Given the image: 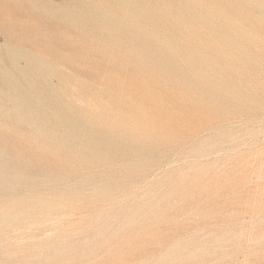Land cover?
Instances as JSON below:
<instances>
[{"label": "rangeland", "instance_id": "1", "mask_svg": "<svg viewBox=\"0 0 264 264\" xmlns=\"http://www.w3.org/2000/svg\"><path fill=\"white\" fill-rule=\"evenodd\" d=\"M192 1L249 34L237 40L258 64L238 53L233 60L248 111L212 107L164 64L127 61L101 37L119 33L91 20L97 10L121 23L124 10L141 4L152 35L166 25L215 49L167 0H0V169L7 164L23 178L0 175V264H264V0H249V10ZM50 9L84 18L70 24L46 15ZM7 47L52 63L46 73L62 105L114 141L95 144L107 158L53 142L11 112L3 70L16 76L18 67ZM116 141L146 166H128Z\"/></svg>", "mask_w": 264, "mask_h": 264}, {"label": "bare ground", "instance_id": "2", "mask_svg": "<svg viewBox=\"0 0 264 264\" xmlns=\"http://www.w3.org/2000/svg\"><path fill=\"white\" fill-rule=\"evenodd\" d=\"M167 1L170 6H177L181 14L190 19V24L193 27H199V32L219 46L216 45L215 49L208 52L202 49L198 43H192L189 36L185 39L180 34L168 30L166 25L161 26L160 36L152 35L149 32L152 28L149 27L146 11L139 8L141 4L130 5L128 9L124 10L125 14H123L121 23L101 15L97 10L90 13L92 14L91 20L97 25H102L103 28H100L102 31L114 35L119 33L117 40L111 42L107 35L101 37L112 48L129 55L127 61L133 64L144 63V61L155 63V65L164 64V67L169 72L171 71V76L177 82L184 86H192L212 107L217 109L231 107L234 112L237 110L248 111V107L245 108L244 105L250 99L241 95L246 83L238 81L241 68L233 60L235 53H238L248 64H258L251 50H243V44L237 40L238 37L249 34L246 35L241 29L228 22L224 23L223 20L226 18L222 12L210 13L197 1ZM229 1L240 10H249V0H238L236 4L233 3V0ZM45 14L61 17L70 24H75V20L81 21L84 18L79 16L76 19L68 14L61 16L62 13L55 16V11L52 9L47 10ZM155 19L150 20L154 27L156 26ZM178 29L181 31L180 28ZM215 36L219 37V40H216ZM148 43H151L155 48L153 52L146 50ZM177 47L181 49L179 52L176 50ZM7 52L9 53L7 61L11 67H18L16 76L5 69L3 70L4 79H6L2 83L6 92L4 99L9 104L11 112L18 115L21 121L30 122L35 132L47 133L53 142L77 144L86 155L90 154L91 157L97 159L107 158L106 147L95 146V144L108 145L114 141L103 135L100 130L86 127L82 120L70 115V109L66 105H62L63 101L58 94V88L52 86L49 81L50 72L46 73L47 67L52 63L27 50H15L7 47ZM222 56L231 59L224 62L220 59ZM178 61L184 62L185 67L181 68ZM16 79L19 81L18 83L15 82ZM116 143H118L116 151L121 153V158L127 160L128 166L136 168L146 166V163L133 164L136 154L125 152L128 147L131 148L130 145L124 142L116 141ZM143 149L141 146L136 147L138 151ZM6 165L4 164L0 169V175L13 181L23 179L19 171H13L12 167ZM15 200L12 201L13 203L7 200L6 203L9 202L7 204H12L15 207L18 202Z\"/></svg>", "mask_w": 264, "mask_h": 264}]
</instances>
